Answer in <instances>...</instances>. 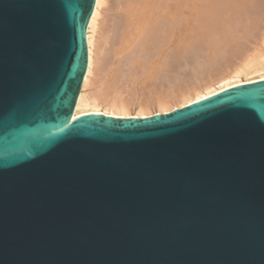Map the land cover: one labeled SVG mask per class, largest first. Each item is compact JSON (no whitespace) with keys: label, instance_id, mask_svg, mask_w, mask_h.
Listing matches in <instances>:
<instances>
[{"label":"water","instance_id":"95a60500","mask_svg":"<svg viewBox=\"0 0 264 264\" xmlns=\"http://www.w3.org/2000/svg\"><path fill=\"white\" fill-rule=\"evenodd\" d=\"M94 4L0 0V264H264V80L72 119Z\"/></svg>","mask_w":264,"mask_h":264},{"label":"bare ground","instance_id":"6f19581e","mask_svg":"<svg viewBox=\"0 0 264 264\" xmlns=\"http://www.w3.org/2000/svg\"><path fill=\"white\" fill-rule=\"evenodd\" d=\"M111 1H113V0H111ZM182 1L183 0H114V2L116 4V5L115 4L114 5H115V7H117V8H115V10L118 9V10L122 11V13H123L122 18L124 21V27L120 30V32L118 31L119 34L116 35V38L114 40L115 41L114 44H115L116 48H114L115 50L113 52L114 53L113 55L115 56V58L120 60L121 55L124 56L125 52L128 53L129 50L132 51L131 49H134V47H136V46L138 47L137 49L139 50V53H140L141 49H139V47H141L143 45V43L145 42L143 40L145 39L146 43H144V45H143V50L146 47L147 48L150 47L151 48L150 50L152 51V52L151 51L150 52L153 53V56L150 53L151 54L150 57H152V58L149 57L150 54H148L149 51L147 48H146L147 50L145 49L146 51L141 50L142 51V53H140L141 56L143 57L145 55L144 53H147L148 56L146 58L149 60L148 63H147V61H145V60H147L146 58L142 61V63H144V61H145L147 64L146 63L143 64L141 71H142V73H144L143 75H145L146 78H148V77H151V78L155 77L156 78L157 74L160 75L159 71H161V72L163 71L161 69H164L166 72L168 70L170 72H173V71H171V69H174L175 67L179 68L182 65V62H185L184 61V59H185L184 55L186 52H188L187 50L190 47H192V48H190L192 51L193 49H195V47L198 44L201 46V43H203L202 39L205 37H207V39L209 41H212V40L214 41L215 35L217 36L216 32L219 31L218 33L222 32V34L221 33L218 34L219 37L217 36V38L219 40L215 39V41L213 43L214 45L212 43H208L209 42L208 40L203 39L205 41L204 42L205 45L209 44V47L212 46V48H214L213 50L209 51L208 45H207L208 49L203 45L206 48L205 52L208 50V52H210V53H215L218 49L221 48V50L217 51L215 54H217L218 52H220V54H222L221 51L225 45L226 46L228 45V47H230V49H231V45L235 44V45H233V53H232V50L230 53H232V55H233L234 51H236L235 53H238L239 55H241L240 56L241 58H240L239 55L236 56V54H235V57H237L235 59H240V60H238V62L236 61L237 64L234 63L235 65L233 64V66L231 65L229 67L230 64L227 65V63H226V65L229 67L227 70H226L227 67L225 68L226 65L224 66L222 64L224 66L225 70L223 68L222 69L223 71H219V72L215 71L214 73L212 71L213 74H211L210 73L211 71L209 70L210 75H207V76L208 77L210 76V78H207V76H206V78L208 79L207 80L203 76V78L205 80H203V81L201 80L202 83L196 85L194 88H192L193 85L192 86L190 85V89H188L189 88V86H188V88H186L187 90H184V91H182V90L181 91H174L173 90L175 93H173V95H171V96L168 95V93H167V95H163V93H162V95L157 96L155 98V100L151 97L149 99L148 98L145 99L146 97L143 98L145 95L142 97V94L137 93L136 89H135L136 85H137L136 82H137V80L140 79V78L138 79V77H137L138 72L134 71V70H136V68H132V67H136V66L131 65V68H130L131 70L128 69L129 70L128 74L124 75L121 72H119V70H118L119 67L117 69L115 68L114 69L115 71H114L111 69V66L109 67V65L104 62L103 57L105 56L104 57V59H105L106 55H107L106 50L104 49V48H106L105 43L107 44L106 41L111 39V37L108 40L105 39V37L107 36V34L105 35V33L107 31L104 33V31H105L104 30V24H105L104 21L106 19L105 14L107 15L106 12L110 10V8H109V10H107L108 9L107 6L109 7L108 3H110V0H95L92 15L90 17V20H89L88 26H87V30H86V44H87V51H88L87 69H86V73H85V76L83 79V83H82L81 90H80V93H79V96L77 99V103L75 106V110H74V114H73L72 119L76 118L78 116L84 115V114H101L104 116L114 117V118H147V117H151L154 114H168V113H170L176 109H181L183 107L189 106L193 103H196L198 101L206 99L212 95H215V94H217L221 91H224L226 89H229L231 87L264 80V27L261 25V24H264V0H202V2H200L199 0H191L193 2V4L199 2L198 4L200 5L199 8L202 9V10L200 9L201 11H204V9L206 11L207 6H205V5H208V7H210L212 4L211 7H213V8H211V7L207 8L208 9L207 12L209 13L208 18L210 15L211 19H213L212 20L213 22L211 20H209V23L212 22V24L214 25L213 28H212V25L210 26L211 28L208 25L207 27L210 29L208 31H206L208 29L206 27V25L208 23L206 25L203 24L204 26L201 28L202 23L199 24L200 22L197 20V22H199L197 24H199V25H196V27L201 25L200 30L202 32H200L199 27H197L196 29H193V28H195V27H193L191 32L195 30L193 33V34H195V36H193L192 33H190V34L188 32L186 33L184 30V25L182 23L183 17H184L183 13L186 10L184 8V6H188L189 3L186 4L187 1L184 0L183 4L186 2L185 3L186 5L185 4L183 5ZM188 2H189V0H188ZM201 3L202 4L206 3V4L202 5ZM191 4L192 3H190V5ZM111 5H113V2L111 3ZM190 5L187 7L189 10H191L193 8L192 7L193 5L192 6H190ZM201 5H202V7H201ZM204 6H205V8H203ZM194 8H196V9H194ZM194 8H193L194 11L193 10L190 11V12L193 11V15L195 13H197L196 10L198 11V9H197L198 6L194 7ZM200 10L198 12H201ZM240 10H241V12L243 11L244 13L243 12H242L243 14L239 13ZM207 12L204 13V15H203L206 18V20H205L206 22H208L207 21L208 18L206 15ZM249 13H251L252 16ZM109 14H111V13H109ZM112 14H114V13H112ZM189 14H191V13H189ZM241 14H242V18L240 19ZM244 14L246 15V17ZM116 15H117V13H116ZM243 16H244V18H243ZM193 18H194V16H193ZM247 18H250V19H247ZM252 18H253V20L255 18L256 23L257 22L261 23V24H259V26H261V28L257 29L258 31H260V30L262 31V32L260 31L262 34L259 33L260 37H258L259 36L258 31L255 32V29H256L255 27H254V29L252 28L254 31L253 30L249 31L250 30V28H248L249 23L255 22V20L252 21ZM246 20L251 21V22L249 21V23L245 27L246 29L248 28L249 30H246L244 28L245 25L242 24V23L247 22ZM186 21H188V20H186ZM205 21H203V22H205ZM115 22H118V21H115ZM158 22H159V24H157ZM161 22H162L165 29L168 28L167 31H163L164 28L162 26H161L162 29H160V27H158V26L162 25ZM163 22L166 24L164 25ZM215 22H218V23H215ZM235 22H238L237 23L238 26L241 24V26H239V27H241V30L243 29L242 31H244V30H246V32L249 31V32H247L248 35H249V33H252L253 35H257V38H259V40H258L255 37L257 39L256 40L257 42L255 43V45L253 44L254 46L252 48L250 46H249L250 48L245 47L246 42H245V44L241 43L242 44V46H241V44L239 43L240 40H236L238 38V35H235V33L238 32L239 28H238V26H236L237 24L235 25L236 27H234V28L231 25V24H233V26H234ZM256 23H253L252 25L256 26ZM242 25H243V28H242ZM121 26H122V24H121ZM153 26L160 29V30L157 29L158 31L154 29L155 31H157V32H155L157 35H158V32H159V34H161V33H164V34H161V36L158 35L159 37L157 35H155V36H157V37H155L156 39L153 38L152 37V36H154V30L152 31ZM165 26H168V27H165ZM192 26H194V25H192ZM253 26H251V24H250V27H253ZM256 27H258V25ZM211 29L215 31V34L213 33L214 31L212 32ZM234 29L237 30L235 33H234ZM197 30L199 32L195 33ZM204 30H205V32H207V34L205 32H203ZM160 31H161V33H160ZM210 31H211V34L213 33L214 35H211L209 33ZM111 32H112V30H111ZM200 33L209 35L211 37V40H210V37L202 35ZM244 33H245V31H244ZM241 34H243V33H241ZM247 34H244L245 37H243V35L240 37H243V39L247 38V36H248ZM109 35H111V34H109ZM186 35L188 36L187 40L190 42L193 41V40H191L190 37H192V39L193 38L197 39V45L195 44V42H193V44L190 43V45H193V46H187L189 44H188V41L186 40V37H185ZM198 35H199V37H198ZM201 35L203 36V38L201 37V39H200L201 41H200V40H198V38H200ZM234 35L237 37L234 38ZM112 36H114V35L112 34ZM212 36L214 37V39H212L213 38ZM195 37H197V38H195ZM106 38H108V37H106ZM147 40L148 41L150 40V42L153 41V42H151V44L153 45V49H152V45L150 44V42L148 43ZM142 41H143V43H142ZM206 41H208V42L206 43ZM225 43H227V44H225ZM252 43H254V42H252ZM252 43H251V45H252ZM140 44H142V45H140ZM148 44H149V46H145ZM222 44H223V46H221ZM138 45H140V46H138ZM249 45H250V43H249ZM213 46H215V47H213ZM228 47L224 48L223 50L224 51H225V49L229 50ZM215 48L216 49L218 48V49L216 50ZM214 50H215V52H214ZM104 51H105L104 54H106V55H103ZM112 51H113V49H112ZM200 51H201V49H200ZM229 51L226 50V52H229ZM205 52H204V54H205V59H206V53ZM169 54L172 56H170ZM202 54H201V58L199 57L200 59L204 58V57H202ZM226 54L228 55L229 53H226ZM226 54H224V55L222 54V56L225 57ZM125 55L127 56L129 54H125ZM211 55L213 56L214 54H211ZM126 56H124V60H126L125 59ZM212 56L210 57V55H209L210 58H212ZM220 56L221 55H219V57ZM129 57H130V55H129ZM161 58L165 61L163 62L161 60ZM212 59H215V55ZM224 59H226V57ZM235 59H233V60H235ZM112 60H110V61H112ZM140 60L141 59L139 58V64H140ZM160 60L163 63H161ZM208 60L212 61L211 59H208ZM131 61H132V58H131ZM122 62L123 61H121V64H122ZM207 62H206V64H207ZM208 63H211V62H208ZM121 64L120 65L118 64V65L121 66ZM129 64L130 63H128V65H127L128 67L130 66ZM139 64H137V65L140 67ZM207 65L211 66L210 64H207ZM121 70H122V68H121ZM123 70H124V68H123ZM209 73H206V74H209ZM163 74H162V76H163ZM166 74L167 73H165L164 76H166ZM142 76H140V77H142ZM147 81H148V79H147ZM149 81H151V80H149ZM160 87H162V85ZM173 87H174V85H173ZM139 89H140V87H139ZM143 89H142V91H143ZM148 89H150V88H148ZM159 94H160V92H159ZM169 94H170V92H169ZM156 95H158V94H156ZM153 106H155V108H157V111L155 113H153V111H152Z\"/></svg>","mask_w":264,"mask_h":264},{"label":"rangeland","instance_id":"374dc122","mask_svg":"<svg viewBox=\"0 0 264 264\" xmlns=\"http://www.w3.org/2000/svg\"><path fill=\"white\" fill-rule=\"evenodd\" d=\"M183 1H184V0H183ZM183 1H182V4H183ZM185 1H187V3L185 2L186 4L189 3L188 6L190 5V3H192L190 6L193 5V6H192L193 8L198 6V8H197L198 11L201 9V8H199V6H200V5L198 4L199 2L195 3L196 5L198 4V5L196 6L195 4H193V2H192L191 0H189V2H188V0H185ZM190 1H191V2H190ZM199 1L202 2V0H199ZM112 2H113V5H111ZM204 2H205V1H204ZM185 3H184V4H185ZM206 3H207V2H206ZM206 3H203V4L205 5ZM108 4H109V7L107 6V8H108L107 10H109V8H110V10L106 12L107 15L105 14V18H106V19L104 18V19H105V21H104V23H105V24H104V30H105L104 33H105L106 31L108 32V33H107V32L105 33V35L107 34L106 37H108V38L105 37V39L108 40L110 37H111V39H109L108 41H106L107 44L105 43V47H106L107 49H106V48H104V49L106 50V54H107V55L104 54V53H105V51H104V52H103V55H106V58H105L106 60L104 59L105 56L103 57V60H104V62H105L106 64L109 65V67L111 66V69H112V70H114L115 68L117 69V68L119 67V68H118L119 72H121V73L124 74V75L128 74V72H129L128 69L131 68V65H132V66H136V67H132V68H136V70H134V71L138 72L137 74H138L139 76H138L137 74H136V75H137L138 79H139V78H140V79L137 80V82H136L137 85H136V88H135V89H136V92H137V93L142 94V97L145 95V96L143 97V98L146 97L145 99H147V98L149 99V98L151 97V98H153V99L155 100V98H156L157 96L162 95V93H163V95H167V93H168V95L171 96V95H173V93H175L174 91H181V90L184 91V90H187L186 88H188V86H189L188 89H190V85H191V86L193 85L192 88H194L196 85L202 83L203 80H205V79H207V78H210V76H209V77L207 76V75H210V73L213 74L215 71H216V72L223 71L222 69L224 68V66L226 65V63H227V65L230 64V65H229V67H230L231 65L233 66L234 63L237 64L238 60H240V59H235V58H237V57H235V54H236V56L239 55L238 53H235L236 51H234V54L232 55V53H233V45H235V44L231 45V49H230V47H228V45H227V46L225 45V44H227V43L224 44V45L226 46V47L224 46V48H227V47H228L230 51H229L228 49H225V51H224V50H223L224 48L222 47L223 49H222L221 53H222L223 55L226 54V53H229L228 55L226 54V56H225L226 59H224L225 57L222 56V54H220V52H218L217 54H215L217 51L221 50V48H220V49L217 48L218 50L215 48V49L217 50L216 52H215V50H214L215 53H210V52H208V50L210 51V50H213L214 48H212V46L209 47V44H207L208 47H209V49H208V48H207V45H205V43H204L205 41H204V40H205V39L208 40V39H207V37L203 38L202 35H205V36H208V37H210V36H209V35H206L207 32H205V30H204L203 32H205L206 34H202V33H200V34H202V35L200 36V38H198V40H200L201 37L204 39V40L202 39V42L204 43V44L201 43V46H202V47H201L199 44H198V45H199L200 47L197 45V39H194V38L192 39V37H190L191 35H190L189 37L191 38V40H193L192 42H190V41L187 40V37H188L187 35H188V34L185 36V37H186V40L188 41V44H189V45H187V46H193V45H190V43L193 44V42H195V44H196L199 48L195 45L196 47L194 46L195 49H193V50H192L193 52H192L191 49H190V48H192V47H190V48L187 50L188 52L185 53L186 56L184 55V57H185L184 61H185V62H182V65H181L179 68L175 67V68H174L175 70H174V69H171V71H173V72H170L169 70H168L169 72H168V71L166 72L164 69H161V70L164 71V72L162 71L164 74H163L161 71H159V74H160V75H158V74L156 73V74H157V75H156V78H155V77H153V78H151V77L146 78V76L143 75L144 73H142V71H141L142 69H141V68H142L143 64L146 63L145 61H147V63H148L149 60L146 58L148 55H147V53H144V52H143L146 56L143 54L145 57H144V56L142 57L141 54H140V53H142L141 50H143V45H144V43H146V40H145V39L143 40V41H145L144 43H143V41H142L143 45L140 44V45H142L141 47H139V49H141V50H140V53H139V50L137 49V48H138L137 46L134 47L135 50H134V49H131L133 52L130 51V50H129L128 53L125 52V54H129V55H130V57L132 58V61H133V62L131 61V58L129 57V55L126 56V55L124 54V56H126V58H125L126 60H124V56H122V55H121V58L119 57L120 60L117 59V58H115V56L113 55V54H114L113 52H114V50H115L114 48H116V46H115V44H114V43H115L114 40H115V38H116V35H118L119 32H120V30L124 27V21H123V18H122V17H123V16H122V14H123L122 11H120V10H118V9L115 10V8H117V7H115L116 4H115L114 0H113V1L110 0V3H108ZM114 4H115V5H114ZM184 4H183V5H184ZM186 4H185V5H186ZM201 4H202V3H201ZM203 4H202V5H203ZM209 4H210V3H209ZM110 5H111V6H110ZM202 5H201V7H202ZM188 6H184V8H185L186 10L184 9V10H185V12H184L185 14L183 13V16H184V17L182 16V17H183V21H182V23H183V25H184V30H185L186 33H187V32H188L189 34L192 33V35L195 36V34H193L195 30L191 32L192 28L195 27V28H193V29H196L197 27H199V30H200V29H201L204 25H206L207 23H208V24L206 25V27H207L208 25H209V27L212 25V28H213V26H214V25L212 24V22H213L212 20H213V19H211V16H210V15H209V18H210V19L208 18V14H209V13L207 12V10H208L207 8H210V7L212 6V4H211V6L209 5L210 7H208V5H205V6H207L206 11H205V9H204V11H201V10H202V9H201V10H200L201 12H198V11L196 10L197 13H195L194 15H193V11H194L193 8L191 9V10H193V11L190 12L191 10H189V9L187 8ZM205 6H204L203 8H205ZM111 7H112V8H111ZM190 8H191V7H190ZM211 8H213V7H211ZM112 9H113V10H112ZM194 9H196V8H194ZM187 10H188V11H187ZM119 11H120V12H119ZM202 12H203V13H202ZM206 12H207L206 15H207V18H208V19H207L208 22L205 21L206 18L203 16L204 13H206ZM242 12H243V11H242ZM242 12H241V10H240L239 13H242ZM109 13H111V14H109ZM112 13H114V14H112ZM116 13H117V15H116ZM189 13H191V14H189ZM243 13H244V12H243ZM243 13H242V14H243ZM242 14H241V16H240V19L242 18ZM249 14H251V13H249ZM249 14H248V15H249ZM111 15H112V16H111ZM115 15H116V16H115ZM244 15H245V14H244ZM193 16H194V18H193ZM251 16H252V14H251ZM254 16H255V15H254ZM254 16H253V17H254ZM120 17H121V18H120ZM189 17H190V18H189ZM201 17H202V18H201ZM245 17H246V15H245ZM247 17H248V16H247ZM112 18H113V19H112ZM195 18H196V19H195ZM204 18H205V19H204ZM243 18H244V16H243ZM255 18H256V17H255ZM255 18H254V20H255ZM121 19H122V20H121ZM191 19H192V20H191ZM247 19H250V18H247ZM107 20H108V21H107ZM111 20H112V21H111ZM186 20H188L189 22L186 21ZM197 20H198L200 23L197 22ZM209 20H211L212 22L209 23ZM244 20H245V19H244ZM254 20H253V18H252V21H254ZM115 21H118V22H115ZM203 21H205V22H203ZM246 21H247V20H246ZM249 21H250V20H248V21L245 22V23H242V22H241L242 24L245 25L244 28H245L246 25L249 23ZM257 21H258V20H257ZM109 22H110V23H109ZM114 22H115V23H114ZM250 22H251V21H250ZM120 23L122 24V26H121ZM163 23H164V22H163ZM195 23H196V24H195ZM197 23H199V24L202 23V26L200 25L201 28H200V26H197V27H196V25H199V24H197ZM215 23H218V22H215ZM237 23H238V22H235V23H234V26H233V24H231L232 27L234 28V27L238 26ZM253 23H256V20H255V22H253ZM253 23L251 22V23H249V25H248V26H249L248 28H250V30H249L248 28H247V29L245 28V29L251 31V30H253L254 27H255V28H256V29H255V32H257V31H258L257 29H260V28H261V26H259V24H261V23H260V22H257V23H256V26L258 25L259 28L256 27V26H253V25H252ZM111 24H112V25H111ZM157 24H159V22H158ZM157 24H156V25H157ZM161 24H162V22H161ZM165 24H166V23H164V25H165ZM203 24H204V25H203ZM236 24H237V25H236ZM239 24H240V23H239ZM250 24H251V26H253V27H250ZM190 25H191V26H190ZM192 25H194V26H192ZM235 25H236V26H235ZM254 25H255V24H254ZM261 25L264 27V24H261ZM151 26H152V25H151ZM151 26H150V27H151ZM161 26L164 28L163 24L160 25V26H158V27H160V29H162ZM239 26H241V24H240ZM239 26H238V28H239L240 31L238 30V32H236V31H237V30H235L236 28L234 29V33H235V32L237 33V34L235 33V35H238V38H237L236 40H240V42H239L240 44H241V43H244V44H245V42H246L245 47H249V46H250V47L252 48V47L255 45V43L257 42L256 40H257V39L259 40V38H257V35H253L252 33H249V35H248L247 32H249V31L246 32V30H244V31H245V33H244V31H242L243 29L241 30V27H239ZM150 27H149V28H150ZM165 27H168V26H165ZM206 27H205V28H206ZM109 28H110V29H109ZM114 28H115V29H114ZM207 28H208V27H207ZM210 28H211V27H210ZM210 28H208L206 31H208ZM238 28H237V29H238ZM242 28H243V25H242ZM252 28H253V29H252ZM154 29L157 30L158 28H156V27L153 26V27H152V31H153ZM160 29H158V30H160ZM167 29H168V28H166V29L164 28L163 31H167ZM111 30H112V32H111ZM155 30H154V36H152L153 38L157 37L158 35L161 36V34H164V33H161V31H160L161 34H159V32H158V35H157L155 32H157L158 30H157V31H155ZM211 30H212V29H211ZM262 30H263V29H262ZM114 31H115V32H114ZM118 31H119V32H118ZM163 31H162V32H163ZM213 31H214V30H212V32H213ZM232 31H233V30H232ZM253 31H254V30H253ZM253 31H252V32H253ZM260 31H261V30H260ZM260 31H258V35H259L258 37H260V34H262V33H261L262 31H261V32H260ZM198 32H199V31L197 30L195 33H198ZM200 32H202V31L200 30ZM218 32H219V31H218ZM218 32H216V33H217V36H218V34H220V33L222 34V32H220V33H218ZM116 33H117V34H116ZM152 33H153V32H152ZM209 33L211 34V31H210ZM213 33L215 34V31H214ZM213 33H212L211 35H214ZM232 33H233V32H232ZM234 33H233V34H234ZM239 33H240V34H239ZM241 33H243V34H241ZM253 33H254V32H253ZM259 33H260V34H259ZM109 34H111V35H109ZM112 34H113L114 36H112ZM244 34H247L248 36L246 35L247 38H244V39H243V37H245ZM250 34H251V35H250ZM256 34H257V33H256ZM152 35H153V34H152ZM155 35H157V36H155ZM235 35H234V38L237 37V36H235ZM242 35H243V37H240V36H242ZM217 36L215 35V39L219 40V39L217 38ZM221 36H222V35H221ZM113 37H114V38H113ZM158 37H159V36H158ZM198 37H199V35H198ZM212 37H213V36H212ZM218 37H219V36H218ZM239 37H240V38H239ZM255 37H256L257 39H256ZM195 38H197V37H195ZM251 38H252V39L254 38V39L252 40ZM151 39H152V38H151ZM151 39H150V40H151ZM155 39H156V38H155ZM212 39H214V37H213ZM215 39H214V41H215ZM246 39H247L249 42H248ZM150 40H149V41L147 40V42L149 43ZM152 40H153V39H152ZM195 40H196V41H195ZM210 40H211V37H210ZM243 40H244V41H243ZM113 41H114V42H113ZM200 41H201V40H200ZM208 41H209V40H208ZM208 41H206V43H207ZM214 41L212 40V41H209L208 43H212V44H213ZM242 41H243V42H242ZM151 42H153V41H151ZM151 42H150V44H151ZM252 42H254V43H252ZM249 43H250V45H249ZM251 43H252V45H251ZM244 44H243V45H244ZM253 44H254V45H253ZM108 45H109V46H108ZM140 45H138V46H140ZM151 45H152V44H151ZM151 45H150V46H151ZM203 45L208 49L206 52H205L206 48H205ZM213 45H214V44H213ZM237 45H238V44H237ZM145 46H149V44H148V45H145ZM145 46H144V47H145ZM221 46H223V44H222ZM241 46H242V44H241ZM112 47H113V48H112ZM213 47H215V46H213ZM245 47H244V48H245ZM250 47H249V48H250ZM108 48H109V49H108ZM146 48H147V47H146ZM146 48H145V49H146ZM196 48H197V49H196ZM203 48H204V49H203ZM112 49H113V51H112ZM145 49H144V50H145ZM147 49H148V51H149L148 54H150V53L152 52V51L150 50L151 48L148 47ZM147 49H146V50H147ZM152 49H153V45H152ZM200 49H201V51H200ZM144 50H143V51H144ZM146 50H145V51H146ZM226 50L229 51V52H226ZM231 50H232V53H230ZM150 51H151V52H150ZM194 51H195V52H194ZM223 51H224V52H223ZM111 52H112V53H111ZM169 52H170V51H169ZM199 52H200V53H199ZM204 52L206 53V59L208 58V59H211L212 61H210V60H208V59H207V60L205 59V54H204ZM225 52H226V53H225ZM130 53H131V54H130ZM202 53H203V54H202ZM135 54H136V55H135ZM138 54H139V55H138ZM151 54H152V56H153V53H151ZM151 54L149 55V57L151 56ZM195 54H196V55H195ZM201 54H202V57H204L203 59H200V58H201ZM211 54H214V55H215V59H212V58L214 57V55L212 56ZM218 54L221 55V56L219 57ZM134 55H135V56H134ZM169 55H170V54H169ZM199 55H200V56H199ZM207 55H208V56H207ZM209 55H210V57L212 56V58H210ZM216 55H217L218 57H217ZM170 56H172V55H170ZM191 56H192V57H191ZM240 56H241V55H239V57H240ZM109 57H110V58H109ZM128 57H129L130 59H129ZM133 57H134V58H133ZM141 57H142L143 59H142ZM199 57H200V58H199ZM239 57H238V58H239ZM108 58H109V59H108ZM139 58L141 59V60H140V64H139ZM145 58H146L147 60H145L144 63H142V61H143ZM150 58H152V57H150ZM198 58H199V59H198ZM216 58H217V59H216ZM240 58H241V57H240ZM112 59H113V60H112ZM121 59H122V60H121ZM127 59H128V60H127ZM133 59H134V60H133ZM223 59H224L225 61H224ZM233 59H235V60H233ZM108 60H109V61H108ZM110 60H112V61H110ZM114 60H115V61H114ZM161 60H162L163 62L165 61V60H163L162 58H161ZM161 60H160V62L163 63ZM219 60H220V61H219ZM221 60H222V61H221ZM121 61H123L122 64H121ZM203 61H204V62H203ZM205 61H206V62H207V61H208V62H211V63H208V62H207V64H210L211 66L207 65ZM214 61H215V62H214ZM236 61H237V62H236ZM118 62H119V63H118ZM127 62L130 63V64H129V65H130L129 67L127 66V65H128ZM131 62H132V63H131ZM213 62H214L215 64H214ZM126 63H127V64H126ZM133 63H134V64H133ZM147 63H146V64H147ZM203 63H204V64H203ZM118 64H119V65L121 64V66H119ZM124 64H125V65H124ZM137 64H139L140 67H139ZM141 64H142V65H141ZM196 64H197V65H196ZM212 64H213V65H212ZM222 64H223L224 66H223ZM117 65H118V66H117ZM123 65H124V66H123ZM214 65H215V66H214ZM216 65H217V66H216ZM227 65L225 66V68L227 67L226 70L229 68ZM234 65H235V64H234ZM116 66H117V67H116ZM122 66H123V67H122ZM182 66H183V67H182ZM213 66H214V67H213ZM221 66H222V67H221ZM121 68H122V70H121ZM123 68H124V70H123ZM137 68H138V69H137ZM210 68H211V69H210ZM225 68H224V70H225ZM139 69H140V70H139ZM169 69H170V68H169ZM213 69H214V70H213ZM216 69H217V70H216ZM120 70H121V71H120ZM130 70H131V69H130ZM176 70H177V71H176ZM209 70L211 71L210 73H209ZM114 71H115V70H114ZM124 71H125V72H124ZM212 71H213V73H212ZM136 72H135V73H136ZM139 72H140V73H139ZM165 73H167L166 76H164ZM206 73H209V74H206ZM162 74H163V76H162ZM194 74H195V75H194ZM142 75H143V76H142ZM140 76H142V77H140ZM203 76H204L205 79L203 78ZM206 76H207V78H206ZM195 77H196V78H195ZM154 78H155V79H154ZM159 78H160V79H159ZM147 79H148V81H147ZM152 79H153V80H152ZM149 80H151V81H149ZM201 80H202V81H201ZM207 80H208V79H207ZM141 81H142V82H141ZM146 81H147V82H146ZM199 81H200V82H199ZM149 82H150V83H149ZM138 85H139V86H138ZM161 85H162V87H160ZM173 85H174V87H173ZM178 85H179V86H178ZM155 86H156L157 88H158V87H159V88L157 89ZM176 86H177V87H176ZM139 87H140V89H139ZM143 88H144L145 90H144ZM148 88H150V89H148ZM153 88H154V89H153ZM142 89H143V91H142ZM138 90H139V91H138ZM140 90H141V91H140ZM160 90H161V91H160ZM173 90H174V91H173ZM144 91H145V92H144ZM172 91H173V92H172ZM159 92H160V94H159ZM169 92H170V94H169ZM144 93H145V94H144ZM176 93H177V92H176ZM156 94H158V95H156ZM175 104H176V103H175ZM155 106H156V105H155ZM155 106H153V109L151 108L152 111H153V113H155V112L157 111V108H155ZM152 111H151V112H152Z\"/></svg>","mask_w":264,"mask_h":264}]
</instances>
